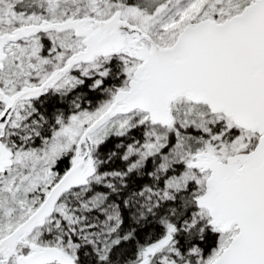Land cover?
Segmentation results:
<instances>
[{"label": "snow or ice", "instance_id": "obj_1", "mask_svg": "<svg viewBox=\"0 0 264 264\" xmlns=\"http://www.w3.org/2000/svg\"><path fill=\"white\" fill-rule=\"evenodd\" d=\"M0 264H264V0H0Z\"/></svg>", "mask_w": 264, "mask_h": 264}]
</instances>
